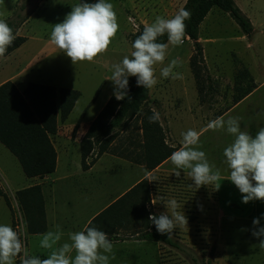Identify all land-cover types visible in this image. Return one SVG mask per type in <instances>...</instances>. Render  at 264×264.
<instances>
[{
  "label": "rangeland",
  "instance_id": "1",
  "mask_svg": "<svg viewBox=\"0 0 264 264\" xmlns=\"http://www.w3.org/2000/svg\"><path fill=\"white\" fill-rule=\"evenodd\" d=\"M20 1L0 0V19L6 21L13 17ZM186 1L106 0L113 5L119 30L105 53L92 62H78L75 65L52 43L50 35L53 25L62 22L76 4L95 3L97 0H40L37 3L32 17L17 32L27 41L17 50L0 57V85L11 81L23 91L29 83H37L80 92V99L68 120H58V132L53 137L59 154L71 155L68 161L64 158L66 165L63 166L61 162L60 173L65 172L66 168L75 172L77 167H81V140L113 96L114 85L109 80L112 65L121 62L125 55L130 56L133 50L130 37L138 31L137 26L140 28V21L146 15L150 18L159 5H166L165 18H172ZM235 1L253 25L251 37L243 38L244 34L232 17L219 8H213L199 29L204 63L196 59L197 64L192 65L196 51L188 38H184L182 45H169L164 65L155 66L158 83L149 89L150 101L143 105L137 117L114 130L115 138L109 142L108 150L103 154L119 155L143 165L142 119L147 109H153L161 115L165 142L169 146L182 147L181 134L189 129L200 133L197 147L206 153L210 164L220 169L221 179L216 185L220 186L218 189L213 186L189 188L193 181L183 170L177 177L172 171L175 166L171 162L167 171L154 170V174L147 178L150 201L144 208L138 206V209L142 216H145L144 211L149 215H159L166 211V207L160 200L153 205L152 199H175L181 206L178 211H183L188 218L187 227H178L171 235L181 248L178 250L163 244L157 246L155 242H149L146 246L121 247L122 251L113 247L116 259L111 260L110 264H264V249L259 247L260 239L264 237L257 239L252 235L253 219L264 214V201L242 203L241 193L227 180L229 170L223 156V150L233 137L223 130L207 128L211 120L221 116L225 119L239 117L242 130L249 131L253 136L264 127V0ZM134 2L136 9L132 8ZM172 59L181 62L175 70L182 74L183 79L160 76L161 68ZM250 86L256 88L235 104L238 90ZM99 150L100 145L97 144L88 162L97 159L95 156L99 155ZM139 174V171L130 172L122 162L107 159L102 160L94 171L97 178H102L103 184L121 183L124 186ZM152 177L156 181L150 182ZM28 183L29 179L16 157L0 143V185L13 207L19 204L17 190ZM65 186L60 197H71L75 203L73 208H78V203L82 204L84 197L76 189L75 181ZM111 194H104L103 202ZM139 194L141 200L145 198L142 192ZM9 211L7 202L0 197V224L7 223ZM12 219L13 227V208ZM260 225L264 226V218L260 219ZM138 226L140 230L137 232H143L145 222L140 220Z\"/></svg>",
  "mask_w": 264,
  "mask_h": 264
},
{
  "label": "clouds",
  "instance_id": "2",
  "mask_svg": "<svg viewBox=\"0 0 264 264\" xmlns=\"http://www.w3.org/2000/svg\"><path fill=\"white\" fill-rule=\"evenodd\" d=\"M191 18L190 11L180 8L174 17L166 19L157 16L153 23H145L143 30L133 41L132 51L125 55L121 62L112 65L109 78L113 82V95L123 100L128 95L129 77L136 78L137 86L152 89L157 83L156 65H164L169 45L179 46L184 43L186 34L185 21ZM119 30V24L113 5L106 0L95 3L80 2L72 7L64 20L53 25L50 39L54 45L64 52L75 65L78 62H92L105 53ZM139 31V26H137ZM167 36V43L160 38ZM16 39L13 29L5 20L0 19V57H4L8 48ZM178 59H172L160 70L163 78L183 79ZM130 99V97H129ZM161 120L159 112L153 110L148 117L149 123ZM209 130H223L233 137L232 142L223 150L224 163L229 170L227 180L235 185L242 196V203L264 201V127L253 136L242 130L239 117L223 116L211 120L207 124ZM178 150L168 157L180 177L181 171L193 181L188 187L199 189L201 186L219 188L221 171L215 164H210L206 153L197 147L200 133L189 129L182 133ZM151 181H156L152 177ZM160 200L166 207L159 215L150 214L148 219L155 225L157 232L171 237L174 229L187 227L188 218L180 209L175 199L164 201L163 197H155L151 203ZM261 217L253 219L252 235L257 239L264 237V226L260 225ZM26 227L21 231L14 230L11 225L0 224V264H110L116 256L113 243L106 232L96 227L85 226L84 230L71 232L67 241L61 242V231H47L41 234L39 247L48 252L47 258L30 255L25 240ZM259 247L264 249V239H260ZM74 254V255H73Z\"/></svg>",
  "mask_w": 264,
  "mask_h": 264
},
{
  "label": "trees",
  "instance_id": "3",
  "mask_svg": "<svg viewBox=\"0 0 264 264\" xmlns=\"http://www.w3.org/2000/svg\"><path fill=\"white\" fill-rule=\"evenodd\" d=\"M39 1L21 0L16 13L6 20L13 29L16 39L5 54L17 50L27 41L26 37L18 36L17 32L32 17ZM183 8L191 13V18L185 21L184 38L194 42L196 56L192 59V65L197 64L196 59L204 63L203 48L198 42L199 29L213 8H219L228 13L245 36L251 37L253 34L254 28L250 19L241 11L235 0H187ZM142 30L143 26L130 37L131 44ZM160 42L167 43V36L161 37ZM196 76H199L197 71ZM255 88L250 86L245 90L239 89L238 95L234 98L235 104L249 96ZM80 96L79 91L66 88L57 89L45 84L29 83L23 91H20L11 81L0 85V143L16 157L26 177L44 178L56 171L57 151L52 140L58 132V120L63 122L68 120ZM149 101L150 90L137 86L135 77L129 79V90L125 99L117 100L114 95L109 99L81 140L84 171L89 170L94 163V161L88 162V159L92 156L96 145H100L99 155H97L99 158L107 152L109 142L115 138L114 130L120 129L125 122L137 117L143 105ZM152 113L153 109H147L142 119L145 150L143 165L148 172L154 171L168 160L172 152L178 150L165 142L160 121L149 123L148 117ZM139 192L145 196L142 200ZM0 197L4 198L10 206L9 197L1 185ZM17 199L26 218L28 233H45L47 224L41 186L17 191ZM127 201H131L132 204L128 213L145 222L144 231L138 235L136 240L159 242L178 250L181 248L172 237L157 232L155 225L148 219L149 214L144 211L145 216H142L141 210L138 209V206L144 208L150 201L147 178L104 211L94 222L107 218L117 207ZM93 223L89 227H93L95 225ZM108 236L111 241L120 240L111 233Z\"/></svg>",
  "mask_w": 264,
  "mask_h": 264
},
{
  "label": "crops",
  "instance_id": "4",
  "mask_svg": "<svg viewBox=\"0 0 264 264\" xmlns=\"http://www.w3.org/2000/svg\"><path fill=\"white\" fill-rule=\"evenodd\" d=\"M132 8L136 9V2L133 3ZM153 11L154 12L152 13L150 18L148 17V15H146L143 18V20L140 21L139 23L140 27L144 26L145 23H149V24L153 23L155 19L154 18L152 19V16L155 18L157 16H161L165 18L166 5H162V6L159 5L158 8L154 9ZM244 37L247 36L243 35V38ZM190 42L193 41L190 40ZM198 42H200L201 44L203 42L200 36ZM53 144L57 151L56 171L53 174L45 176L44 178L27 177L29 179V183L23 186V188H21L20 190L31 188L37 185L41 186L44 197V206H45V214H46V224H47L46 232L50 230L61 231L63 233V238L61 242L67 241L69 233L84 230L86 225L90 226V224L93 223L96 220V218L100 216L104 211H106L109 207L117 203L120 199H122L129 192H131L136 186H138L140 182L150 177L155 172V171L148 172L145 169L144 165H140L138 163L131 161L129 158L126 159L120 157L119 155H102L99 158H97L96 155L95 158L97 159L94 161L93 165L90 167L89 170L84 171L81 163V167H77L74 170L75 172H73L71 169L69 170V168H66L65 172L60 173L59 167L61 162H63L62 163L63 166L66 165V161H68L71 155H60L59 154L60 151L57 148L54 141ZM64 158L66 159V161H64ZM104 159H107L108 161L111 160V162L112 161L122 162L130 172L139 171L140 174L134 181H132L131 183L125 186L121 185V183L103 184L102 178L101 179L97 178L94 175V171L98 166V164H100ZM168 165H170L169 159L155 170L167 171ZM111 170H114V168L110 169L109 173ZM172 171H177V170L174 168ZM73 180L75 181L76 189H79L82 196L84 197L83 200L84 202L82 204L78 203V208L76 209L73 208V204L75 203L71 197L70 198L69 196H66L65 198L60 197L63 188L66 187L65 184L70 186L71 184H73L74 182ZM94 181L96 182L94 183ZM107 193H112V194L110 195L108 200L103 202V196L104 194ZM131 205H132L131 201H127L122 205H120L119 207H117V209H115V211H113V213L109 215L107 218L94 222L95 223L94 227L98 228L99 230H104L108 235L109 233H111L112 236L120 239L118 241H112L113 246L120 249L121 247L123 249L131 245L146 246L150 242L147 240H136L138 235L141 233V232H137L138 230H140V227L138 226L140 220L137 219L134 215H130L128 213V209ZM8 208L10 210L9 211L10 213L8 212L9 215L6 224L12 226L13 224L12 203L10 204V206L8 205ZM125 234H128L130 236H125ZM40 238H41V234L28 233L27 247L30 255H37L40 256L41 259H45L47 258L48 252L39 247ZM157 244H158L157 246H159L160 244L163 243L158 242ZM163 245L165 246V244ZM15 264H19L17 258Z\"/></svg>",
  "mask_w": 264,
  "mask_h": 264
},
{
  "label": "built area",
  "instance_id": "5",
  "mask_svg": "<svg viewBox=\"0 0 264 264\" xmlns=\"http://www.w3.org/2000/svg\"><path fill=\"white\" fill-rule=\"evenodd\" d=\"M15 207H13V212H14V217H15V222H14V226H13L14 230L21 231L25 227L27 230V223H26V218H25L24 212L22 211L19 204L16 205ZM22 238L25 240V243L27 245L28 230L26 231V235ZM17 260L19 262V257H17Z\"/></svg>",
  "mask_w": 264,
  "mask_h": 264
}]
</instances>
